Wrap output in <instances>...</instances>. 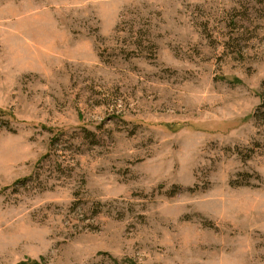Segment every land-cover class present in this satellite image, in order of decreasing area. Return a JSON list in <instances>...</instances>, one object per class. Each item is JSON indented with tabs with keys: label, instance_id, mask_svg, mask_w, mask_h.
<instances>
[{
	"label": "rangeland",
	"instance_id": "1",
	"mask_svg": "<svg viewBox=\"0 0 264 264\" xmlns=\"http://www.w3.org/2000/svg\"><path fill=\"white\" fill-rule=\"evenodd\" d=\"M264 264V0H0V264Z\"/></svg>",
	"mask_w": 264,
	"mask_h": 264
},
{
	"label": "trees",
	"instance_id": "2",
	"mask_svg": "<svg viewBox=\"0 0 264 264\" xmlns=\"http://www.w3.org/2000/svg\"><path fill=\"white\" fill-rule=\"evenodd\" d=\"M26 264V263H25ZM30 264H38L36 261L30 262Z\"/></svg>",
	"mask_w": 264,
	"mask_h": 264
}]
</instances>
